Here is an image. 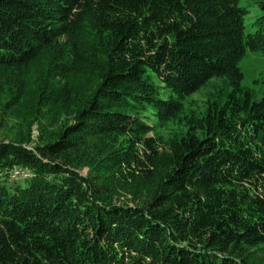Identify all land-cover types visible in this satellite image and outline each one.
Returning <instances> with one entry per match:
<instances>
[{
	"label": "trees",
	"instance_id": "obj_1",
	"mask_svg": "<svg viewBox=\"0 0 264 264\" xmlns=\"http://www.w3.org/2000/svg\"><path fill=\"white\" fill-rule=\"evenodd\" d=\"M248 1L262 11L250 33L237 0H0V89L5 72H28L36 109L75 103L53 139L0 141V173L31 174L0 180V264H258L264 103L239 87L237 63L246 50L264 56V0ZM75 71L94 79L88 93L70 87ZM214 77L227 90L184 132L161 144L147 134L146 113L174 118ZM109 135L123 142L94 164L87 140ZM109 168L148 189L112 202Z\"/></svg>",
	"mask_w": 264,
	"mask_h": 264
},
{
	"label": "rangeland",
	"instance_id": "obj_2",
	"mask_svg": "<svg viewBox=\"0 0 264 264\" xmlns=\"http://www.w3.org/2000/svg\"><path fill=\"white\" fill-rule=\"evenodd\" d=\"M239 5L243 6L247 11L242 21L243 26H245L243 27L244 32L250 33L258 26L255 23V18H258L262 11L258 10L254 5L249 4L248 0H237V6ZM244 53L245 55L237 63V67L241 73L239 87L249 90L253 98H261L264 103V56L256 51L250 52L246 50ZM21 72H5L8 75V81L2 87L3 89H0V141L6 142L9 139H19L20 136L28 133L30 140L23 145L27 146V148H32L35 142H46L49 139H53L64 125L71 122V108L75 103L68 102L67 104L59 105V107L56 105L40 106L39 109H36L39 104V90L33 87V84L28 85L31 84L30 81H33L32 77L28 76L29 73ZM19 76H21L20 79L24 77L28 80L26 85L21 84L23 86L21 88H19L20 84H18L20 82ZM90 78V76L79 75L78 71L71 73L70 76L67 75L70 87L75 88L74 90L78 95L88 93L90 87L93 86L94 79L92 78L91 80ZM1 84H3L2 80H0ZM225 84L222 78L214 77L208 79L199 89L191 92L185 99L181 100L180 113L174 116V118L166 119L160 124H156L153 116L146 113V118L142 119V121L154 127L147 134L152 135L159 144L166 142L168 138L170 139L181 134L185 130V126H183L184 118L188 114L199 115L205 105V101L215 99L219 93H224L227 90ZM122 142L123 138H113L112 135L106 136L101 140L99 138H90L86 142L87 145H85L86 152L89 155L92 154L94 164L105 165L107 163L106 160L104 161L105 155L109 151L118 148ZM82 152L86 154L85 151ZM82 158L83 161L87 159L85 156H82ZM16 169L24 171L23 174L19 176L14 175L13 177L11 175L10 177L11 171ZM109 169L108 175L113 179L114 194L112 202L131 205L134 203L131 201L133 198H139V195H143L142 193L145 189H148V187H144V182L134 176V174H130L133 176L130 178L123 168L120 170ZM77 171L82 176L88 173L85 164H79ZM122 174L125 177L124 181H122V178H119ZM30 175V172L25 167L13 166L8 170H2L0 180L3 179L7 186L8 184L15 183L22 184V180L28 178ZM251 260L258 264H264V250H254L253 254H251Z\"/></svg>",
	"mask_w": 264,
	"mask_h": 264
},
{
	"label": "built area",
	"instance_id": "obj_3",
	"mask_svg": "<svg viewBox=\"0 0 264 264\" xmlns=\"http://www.w3.org/2000/svg\"><path fill=\"white\" fill-rule=\"evenodd\" d=\"M23 172H24V171L19 170V169H18V170H17V169H16V170H12L9 176H10V177H11V175H12V177H13L14 175H16V176L18 175V176H19V175L23 174Z\"/></svg>",
	"mask_w": 264,
	"mask_h": 264
}]
</instances>
